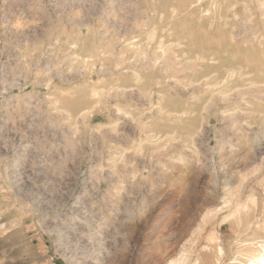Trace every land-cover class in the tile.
Masks as SVG:
<instances>
[{"label": "rangeland", "instance_id": "374dc122", "mask_svg": "<svg viewBox=\"0 0 264 264\" xmlns=\"http://www.w3.org/2000/svg\"><path fill=\"white\" fill-rule=\"evenodd\" d=\"M263 242L264 0H0V264Z\"/></svg>", "mask_w": 264, "mask_h": 264}, {"label": "bare ground", "instance_id": "6f19581e", "mask_svg": "<svg viewBox=\"0 0 264 264\" xmlns=\"http://www.w3.org/2000/svg\"><path fill=\"white\" fill-rule=\"evenodd\" d=\"M217 248H218V253H221V249L219 248V246ZM259 248H260V252L258 253L257 264H259L264 259V242L259 245ZM203 260L204 259H200L199 264H203L204 262ZM249 264H253V263L250 262Z\"/></svg>", "mask_w": 264, "mask_h": 264}]
</instances>
